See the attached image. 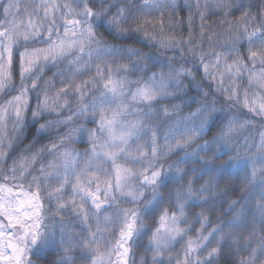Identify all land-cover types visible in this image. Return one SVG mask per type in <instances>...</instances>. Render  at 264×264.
<instances>
[{
  "label": "clouds",
  "instance_id": "obj_1",
  "mask_svg": "<svg viewBox=\"0 0 264 264\" xmlns=\"http://www.w3.org/2000/svg\"><path fill=\"white\" fill-rule=\"evenodd\" d=\"M0 264H264V0H0Z\"/></svg>",
  "mask_w": 264,
  "mask_h": 264
}]
</instances>
